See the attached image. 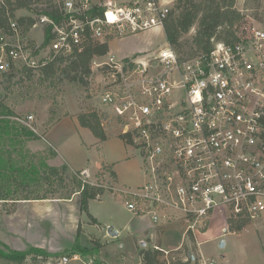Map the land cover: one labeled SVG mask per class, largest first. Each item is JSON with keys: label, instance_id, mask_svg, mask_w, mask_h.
<instances>
[{"label": "built area", "instance_id": "obj_1", "mask_svg": "<svg viewBox=\"0 0 264 264\" xmlns=\"http://www.w3.org/2000/svg\"><path fill=\"white\" fill-rule=\"evenodd\" d=\"M174 2L58 0L62 22L41 20L55 35L43 59L70 57L87 38L106 43L163 29ZM38 49L12 21L0 33V75L37 69ZM92 63L106 112L143 161L144 185L116 189L128 211L157 225L185 223L194 240L215 213L228 227L264 217V28L185 60L167 44L144 61L109 54ZM15 120L34 130L33 116Z\"/></svg>", "mask_w": 264, "mask_h": 264}, {"label": "rangeland", "instance_id": "obj_2", "mask_svg": "<svg viewBox=\"0 0 264 264\" xmlns=\"http://www.w3.org/2000/svg\"><path fill=\"white\" fill-rule=\"evenodd\" d=\"M236 7L245 15L240 32L252 27L264 28V0H237ZM41 9L42 6H33L29 10L16 13L17 18L34 17L38 20L27 35V39L39 48L37 61L44 58L47 52L45 50L49 46L44 45L47 24L41 21L45 17L40 14ZM194 34L195 29L187 38ZM167 44L164 33L157 30L152 34L146 32L113 41L111 54L117 59L135 54L138 55L135 60H146V56L155 54ZM54 81L55 84H51V81L41 82L39 72L34 73L33 78L20 73H16L10 80L0 76V190L8 196V200L0 201V264H61L63 257L59 259L54 256L49 263H44L41 260L32 261V258L22 261L12 253L28 250L32 246L28 243L29 240L38 241L44 247L55 241L61 248H66L71 242L69 243L67 237L61 239L60 235L54 236L53 227H64L69 231L68 228L77 225L79 242L84 247L80 255L82 260L68 264H92L94 260L95 264H137V256L142 248L153 246L154 240L148 237L149 230L144 225L146 241L150 245L139 244L141 234L131 233V223L135 216L128 211L125 201L117 197L119 194L116 189H134L144 185L147 178L143 171L142 157L135 146L126 145L122 141L121 124L106 112L102 102L104 90L101 72L93 63L92 74L84 82L58 79ZM90 110L103 115V124L108 135L104 142L99 141L89 129L82 128L77 118L74 122L69 120L53 128L63 118L77 117ZM27 116L34 117V130L15 120ZM35 136L39 139H34ZM42 163L57 168L67 167L70 179L75 173L82 172L83 180L95 184L99 176L98 182L103 184L106 192L102 197L91 200L88 212H79L80 218L75 212V207H79L80 196L73 194L72 186L51 199L21 200L27 194L19 185L21 178L10 171V166L20 170L31 167L32 171H36ZM103 166L112 167L117 177H112V172L103 169ZM83 173H88L89 177H85ZM32 176L34 181L27 187V193L33 197L43 195L48 186L35 179V173ZM64 207L72 209L71 218H58L53 221V216H63L65 212L69 214ZM93 219L97 222L94 223ZM210 223L208 230L198 232L195 239L197 247V243L200 244L203 257L198 250L190 251L187 256L193 258L195 255L194 259L198 262L200 259V264L203 258L212 260L215 264H264V217L253 220L244 230L236 233L228 231V220L223 213H215ZM167 225L162 231L161 227H157L158 231L154 235L156 243L164 251L171 252L176 244L175 240L181 241L180 228L183 229L190 246L192 237L186 234L185 223ZM111 227L120 232V235L108 236ZM31 233L35 234V239H28L27 235ZM222 242L225 243L224 247H221ZM66 250L60 254L71 257L72 253ZM182 250L183 248L174 252V256L186 257ZM5 256L12 257L13 260H8Z\"/></svg>", "mask_w": 264, "mask_h": 264}, {"label": "trees", "instance_id": "obj_3", "mask_svg": "<svg viewBox=\"0 0 264 264\" xmlns=\"http://www.w3.org/2000/svg\"><path fill=\"white\" fill-rule=\"evenodd\" d=\"M237 0H175V5L170 12L168 19L164 23V34L168 44L176 51L180 60L192 58L201 53H210L218 43L228 45L235 44L241 40L244 32H240L241 24L245 20V15L236 7ZM33 6H42L39 11L43 16L48 17L54 22L60 24L63 20V13L58 4V0H2L0 4V31L4 33L10 32L11 22L16 21L22 29L23 36H27L37 24L34 17H16V13L20 10H29ZM264 25V21H263ZM195 29V34L190 38L187 36ZM52 26L47 24L46 27V43L49 45L54 39ZM33 44L34 42L31 41ZM109 41L99 43L91 38H87L80 50H77L70 57L60 55H51L48 60L42 59L37 69L31 70L22 68L16 70L17 74L27 75L33 78L34 73L39 72L40 81L45 83L51 81L55 84V79L69 82H84V80L92 74V62L95 58L104 57L110 52ZM35 45V44H34ZM44 48H42L43 50ZM16 73L10 72L0 76L12 79ZM80 125L89 129L93 135L101 142L108 139L107 131L103 124V115L97 111L90 110L80 113L77 116ZM120 138L126 145H132L131 138L121 135ZM34 139H39L37 136ZM39 170L32 171L24 168L17 169L10 166V171L18 174L21 178L19 183L22 191L27 195L21 200H47L53 198L65 191L68 187L74 188L73 194L80 196L78 201L81 213L88 212L91 200L102 197L106 188L98 182L99 176L96 178L97 183L92 184L82 179V172L75 173L70 179L67 175V167L57 168L47 164H41ZM103 169L112 172L111 176L115 177L116 173L110 166H103ZM37 175L38 180L48 186L45 193L41 196L33 197L27 193V187L34 181ZM2 171L0 170V177ZM28 179V181H27ZM42 187V186H40ZM8 200V196L0 190V201ZM94 223L97 221L95 219ZM251 221L243 219L237 225L229 226L228 231L232 233L241 232ZM80 230V229H79ZM80 236V234H79ZM79 236L69 250L73 255H82L84 248L79 242ZM198 247L194 238L191 239L190 246L185 245L181 251L186 257H175L174 252L167 256L161 249H142L140 256L143 264H200L197 259L187 256L190 251L197 252ZM87 253V251L85 250ZM14 255L22 261L32 258V261L41 260L49 263V260L55 258H64V254H52L47 250L35 246H30L26 251H13ZM66 257V256H65ZM81 257V256H80ZM8 260L12 257L5 256ZM82 258V257H81ZM177 258V259H175ZM96 260L92 264H95Z\"/></svg>", "mask_w": 264, "mask_h": 264}, {"label": "crops", "instance_id": "obj_4", "mask_svg": "<svg viewBox=\"0 0 264 264\" xmlns=\"http://www.w3.org/2000/svg\"><path fill=\"white\" fill-rule=\"evenodd\" d=\"M157 30H159V31H162L163 33H164V30L163 29H157ZM157 30H154V31H151V34L152 33H154V32H156ZM149 33V32H148ZM164 36H165V34H164ZM166 38V37H165ZM115 40H117V39H114V40H112V41H110V43H109V45H110V53L109 54H111L112 52V49H111V43L113 42V41H115ZM122 40V39H121ZM111 55H114V54H111ZM135 56H138V55H133V56H130V57H133V58H130V57H128V56H126V57H124V58H122L123 60L124 59H128V58H130V59H135L136 57ZM144 56V55H143ZM140 57V56H139ZM147 57V56H146ZM137 60H140V59H137ZM140 61H144V60H140ZM77 117H72V118H70V117H67V118H63L62 120H60V121H58L54 126H53V128L55 127V126H61L62 124H64L65 122H67V121H69V120H71V122H74V120H77L76 119ZM78 121V120H77ZM75 126H76V124H75ZM83 128V127H82ZM86 129V128H85ZM49 134H50V132H49ZM100 170H101V168H100ZM99 170V171H100ZM113 171H114V169H113ZM115 172V171H114ZM83 174H85V173H83ZM88 174V173H87ZM87 177H89V175L87 176ZM116 177H117V175H116ZM68 206V205H67ZM72 208H73V206H72ZM64 209L65 210H67L68 211V213L69 214H66V212H65V214L63 215V216H53L52 217V220L54 221V219L56 220V219H58V218H62V220L63 219H66V220H68L69 218H71V214H70V210H72V209H66L65 207H64ZM55 210V209H54ZM57 211V210H56ZM75 212L77 213L76 214V216L78 217V218H80V216H79V212H80V210H79V207H78V209L75 207ZM134 216V215H133ZM76 220H78L77 218H75ZM66 222H70V221H66ZM78 222V221H77ZM72 224V223H71ZM78 224V223H77ZM143 224V225H142ZM146 226V230L148 231L149 230V234H148V237H150L151 239L153 238V242H152V244H153V246H151V247H147V248H142V249H161L162 251H164L163 249H162V247H160L159 246V244H157L156 243V240H155V238H154V235H155V232H156V230H157V227H161V231L163 230V229H166V227L168 226V225H157V224H153L150 220H148V219H141V218H138V217H134V220H133V223H131V233L132 234H135V235H137V234H141V238L139 239V244H141V246H144L143 245V243H145L147 246H149L150 245V243H148L147 241H146V234L144 233V227L143 226ZM70 227V226H69ZM54 229V236H58V235H60L59 236V238H61V239H64L65 237H67L68 239H69V243L71 242V244L68 246V247H66V248H61L59 245H58V243H56L55 241H52V243L50 244V245H48L47 247H44L43 245H41L38 241H32V240H29V242L28 243H30V244H32V246H35V247H39V248H43V249H45V250H47L48 252H50V253H52V254H56V253H60V252H62V251H64V250H66V249H70L71 247H72V245L75 243V241H76V239H77V237L79 236V233H78V225L75 227H70V228H68V230L69 231H67L66 229H64V227H61V229L63 230V232L61 233L60 232V228H57V229H55V227H53ZM114 229V228H113ZM180 230H181V233H182V237H181V241H177V240H175V245L173 246L174 248H173V250L171 251V252H166V251H164L166 254H169V253H173V252H176V251H179L180 249H182L185 245H189V242L187 241V239H186V236H185V234H184V231H183V229L182 228H180ZM206 230H208V228L207 229H205L204 231H206ZM158 231V230H157ZM160 231V230H159ZM119 233V235H120V232H118ZM34 235L35 234H30V235H27L28 236V239H31V237L32 238H34ZM109 236V235H108ZM111 237V236H110ZM196 237H197V235H196ZM58 238V237H57ZM193 238V237H192ZM191 238V239H192ZM35 239V238H34ZM73 239V240H72ZM37 240V239H36ZM183 240V241H182ZM198 244V252H200V254H201V256L203 257V254H202V252H201V249H200V247H199V243H197ZM141 252V251H140ZM137 259H138V263L137 264H143V262H142V258H141V256H140V254L137 256Z\"/></svg>", "mask_w": 264, "mask_h": 264}, {"label": "water", "instance_id": "obj_5", "mask_svg": "<svg viewBox=\"0 0 264 264\" xmlns=\"http://www.w3.org/2000/svg\"><path fill=\"white\" fill-rule=\"evenodd\" d=\"M84 176L86 177V176H88V174L85 173ZM108 234H109V236H111V237H116V236L119 235L118 231L114 230L113 227L109 228ZM143 245L146 246L145 243H143ZM224 246H225V243L222 242V243H221V247H224Z\"/></svg>", "mask_w": 264, "mask_h": 264}]
</instances>
